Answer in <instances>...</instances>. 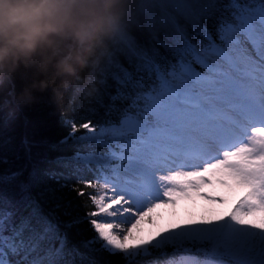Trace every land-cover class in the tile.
<instances>
[{
    "label": "snow or ice",
    "instance_id": "snow-or-ice-1",
    "mask_svg": "<svg viewBox=\"0 0 264 264\" xmlns=\"http://www.w3.org/2000/svg\"><path fill=\"white\" fill-rule=\"evenodd\" d=\"M113 48L129 65L108 61L116 118L63 121L62 143L95 147L58 157L67 173L34 169L15 202L3 197L0 264H99L95 252L124 264H264V0H138ZM66 188L91 201L86 217L64 206ZM182 203L202 211L175 218ZM161 209H171L163 227ZM84 219L95 235L81 252L67 229Z\"/></svg>",
    "mask_w": 264,
    "mask_h": 264
},
{
    "label": "clouds",
    "instance_id": "clouds-1",
    "mask_svg": "<svg viewBox=\"0 0 264 264\" xmlns=\"http://www.w3.org/2000/svg\"><path fill=\"white\" fill-rule=\"evenodd\" d=\"M134 0H0V113L5 126L45 100L60 111L95 99Z\"/></svg>",
    "mask_w": 264,
    "mask_h": 264
},
{
    "label": "trees",
    "instance_id": "trees-1",
    "mask_svg": "<svg viewBox=\"0 0 264 264\" xmlns=\"http://www.w3.org/2000/svg\"><path fill=\"white\" fill-rule=\"evenodd\" d=\"M137 2L138 0H134V8ZM129 31L138 43L146 44L148 42V35L141 27L130 25ZM112 55H115L125 67L129 66L125 56L115 48L112 50ZM108 61L101 76L100 93L90 102L81 103L71 110L60 111L45 100L26 110L24 115L12 122L10 126H5L3 114L0 113V176L20 173L15 182L7 185L0 183V207L4 206L3 197L5 196L11 202L19 199V183L26 181L34 169L40 173L53 171L67 173L68 169H64L55 163L58 157H71L77 151L87 152L90 148L95 147L74 143L72 140L62 143L70 131L64 126L63 121L71 119L78 126L89 121L95 125H100L109 119L114 120L116 118L115 112L109 115L110 96L115 94L116 84L111 79ZM80 134L81 132L76 133V135ZM86 178L92 179L93 175L89 173ZM46 182L48 185L56 186L55 181L48 180ZM67 183L70 187L76 186L75 180H70ZM86 191L92 192L93 190L87 189ZM64 192L67 194L64 206L71 213V216L86 217V214L93 210L91 201L87 196L79 197L75 191L69 192L68 188L64 189ZM51 207L52 205H43L46 213ZM62 213L63 208L55 211V215L62 222L71 219V216ZM88 219H84L80 224L67 229L70 246H75L81 252L86 251L82 247L83 242L95 235ZM61 230L64 231L65 229L62 227ZM92 255L99 261V264H124L119 255L113 256L106 252H95Z\"/></svg>",
    "mask_w": 264,
    "mask_h": 264
},
{
    "label": "rangeland",
    "instance_id": "rangeland-1",
    "mask_svg": "<svg viewBox=\"0 0 264 264\" xmlns=\"http://www.w3.org/2000/svg\"><path fill=\"white\" fill-rule=\"evenodd\" d=\"M232 205L226 206L224 209H222L224 212H227L231 209ZM195 211L196 213H199L202 211V208L197 205L195 208H193V205L191 203H182L178 208L175 209L177 216L175 218L186 220L188 219V211ZM163 214V219L158 220V224L163 227L167 225L168 220L171 218L169 216V212L171 209H161L159 210ZM99 219V218H98ZM145 227V234H147V230L151 227L150 225H144Z\"/></svg>",
    "mask_w": 264,
    "mask_h": 264
}]
</instances>
